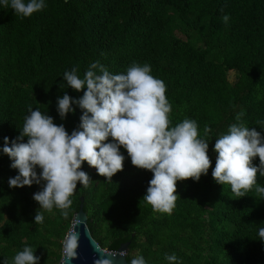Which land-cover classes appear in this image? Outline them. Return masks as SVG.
Here are the masks:
<instances>
[{
    "label": "trees",
    "instance_id": "16d2710c",
    "mask_svg": "<svg viewBox=\"0 0 264 264\" xmlns=\"http://www.w3.org/2000/svg\"><path fill=\"white\" fill-rule=\"evenodd\" d=\"M28 18L0 5V148L15 140L29 108L39 109L71 134L80 125L77 108L62 120L57 100L83 93L63 81L73 67L81 78L99 62L111 73H126L133 63L149 64L165 82L172 124L195 120L207 135L212 169L215 139L233 123L256 127L264 135V0H44ZM224 15L229 21L222 20ZM230 72L236 74L230 81ZM75 107V105H74ZM243 113L237 121L238 114ZM24 142H27L25 138ZM124 169L111 181L86 162L92 182L78 184L65 218L59 209L44 211L33 199L41 185L11 188L18 175L0 153V264L29 246L40 264H60L62 241L73 226L81 197L88 228L104 249L118 252L130 244L128 262L146 264H264V197L255 187L245 197L208 175L177 183L180 198L169 214L142 201L152 173L134 167L126 150ZM254 163L258 166L259 159ZM39 172L40 170L37 169ZM257 184L264 187V177Z\"/></svg>",
    "mask_w": 264,
    "mask_h": 264
},
{
    "label": "clouds",
    "instance_id": "9594fccd",
    "mask_svg": "<svg viewBox=\"0 0 264 264\" xmlns=\"http://www.w3.org/2000/svg\"><path fill=\"white\" fill-rule=\"evenodd\" d=\"M4 8L11 7L16 16L31 17L45 7L44 0H0ZM222 20L227 23L229 16ZM63 81L70 89L83 93L78 99L65 94L57 100V112L62 120L76 109L82 111L80 125L69 134L63 124L39 109L29 108L20 135L15 140L4 138L0 153L12 161L11 168L18 175L9 178L11 188L41 185L33 199L40 205L35 223L44 221V211L59 209L67 218L72 206L71 197L79 185L92 182L82 170L86 162L98 175L112 182L123 171L126 150L134 167L152 173L142 201L153 211L171 214L180 198L177 183L199 181L212 169L209 142L211 128L205 126L204 136L195 120L185 118L172 124L170 104L165 82L152 75L149 64L133 62L126 73L113 74L101 63L89 65L81 78L73 67L65 71ZM75 105V107H74ZM243 113L237 115L240 121ZM27 138V142H24ZM216 155L212 177L217 184L230 185L238 197H245L255 187L264 197V187L257 184L258 174L264 177V135L242 122L231 124L227 132L215 139ZM259 159L257 166L254 161ZM37 169L40 171L38 172ZM82 223V221H80ZM264 241V227L258 230ZM80 235L76 229L66 233L62 241V264L78 258ZM94 248L95 242L91 239ZM119 256H127L126 252ZM95 264H114L116 256L103 255ZM107 257H112L109 259ZM169 264H176L175 254L167 255ZM4 264H40L33 248L26 246ZM130 264H146L143 256H136Z\"/></svg>",
    "mask_w": 264,
    "mask_h": 264
},
{
    "label": "water",
    "instance_id": "95a60500",
    "mask_svg": "<svg viewBox=\"0 0 264 264\" xmlns=\"http://www.w3.org/2000/svg\"><path fill=\"white\" fill-rule=\"evenodd\" d=\"M69 1V0H66ZM81 205L79 212L75 215L72 229L80 235L79 248H78V258L71 261V264H95L97 259L104 258L103 255L107 254L108 256H116L114 259V264H129L128 256L130 254V244L124 245L118 252H112L110 250H104L92 237L90 229L88 228V216L84 212V198L81 197ZM82 221V223H80ZM91 239L95 242L97 251ZM126 252L127 256H119V253ZM113 259L112 257H107ZM62 264V261L61 263Z\"/></svg>",
    "mask_w": 264,
    "mask_h": 264
},
{
    "label": "rangeland",
    "instance_id": "374dc122",
    "mask_svg": "<svg viewBox=\"0 0 264 264\" xmlns=\"http://www.w3.org/2000/svg\"><path fill=\"white\" fill-rule=\"evenodd\" d=\"M230 81H234L235 80V76H236V74L234 73V72H230Z\"/></svg>",
    "mask_w": 264,
    "mask_h": 264
}]
</instances>
